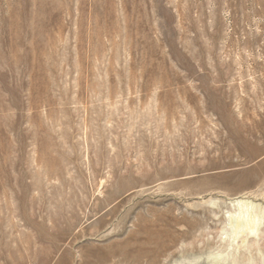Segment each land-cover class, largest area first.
Returning <instances> with one entry per match:
<instances>
[{
	"label": "rangeland",
	"instance_id": "374dc122",
	"mask_svg": "<svg viewBox=\"0 0 264 264\" xmlns=\"http://www.w3.org/2000/svg\"><path fill=\"white\" fill-rule=\"evenodd\" d=\"M0 264H264V0H0Z\"/></svg>",
	"mask_w": 264,
	"mask_h": 264
},
{
	"label": "bare ground",
	"instance_id": "6f19581e",
	"mask_svg": "<svg viewBox=\"0 0 264 264\" xmlns=\"http://www.w3.org/2000/svg\"><path fill=\"white\" fill-rule=\"evenodd\" d=\"M246 205H247V204H246ZM251 207H253V206H251ZM244 208H245V207H244ZM241 213H242V212H241ZM250 214H251V212H250ZM242 215H243V214H242ZM246 215H247V214H246ZM241 221H242V220H241ZM243 221H244V220H243ZM250 221H251V220H250ZM239 222H240V221H239ZM242 223H243V222H242ZM242 223H241V224H242ZM250 224H252V223H250ZM246 225H247V224H246ZM242 227H243V226H242Z\"/></svg>",
	"mask_w": 264,
	"mask_h": 264
}]
</instances>
